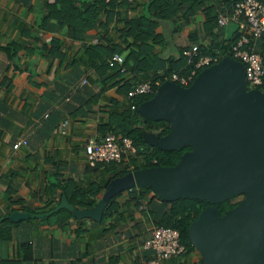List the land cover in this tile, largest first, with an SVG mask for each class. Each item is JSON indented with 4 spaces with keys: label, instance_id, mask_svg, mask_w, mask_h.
I'll use <instances>...</instances> for the list:
<instances>
[{
    "label": "crops",
    "instance_id": "0c3cea01",
    "mask_svg": "<svg viewBox=\"0 0 264 264\" xmlns=\"http://www.w3.org/2000/svg\"><path fill=\"white\" fill-rule=\"evenodd\" d=\"M212 1L218 11H228L222 0ZM93 2L0 0V227L9 234L0 238L2 264H131L135 259L145 264L149 256L141 242L153 217L147 209H134L126 188L117 192L116 210L103 220L71 213L60 223L48 216L63 189L106 180L103 163H85L83 143L106 132L110 112L126 106L121 84L130 86L145 77L128 67L120 72L94 63L115 50L123 64L131 65L127 54L136 46L127 24L148 0H113L97 9L91 8ZM185 6L183 2L180 8ZM155 31L161 37L146 43L165 68L179 49L193 43L225 45L235 24L229 20L213 27V36L206 35L196 8L187 19H157ZM82 77L85 81L79 83ZM63 118L67 123L60 133ZM20 137L25 143L12 148ZM151 195V189L145 192L159 201ZM12 211L41 215L11 220ZM140 222L148 232L142 239ZM19 244L29 246V258L22 257Z\"/></svg>",
    "mask_w": 264,
    "mask_h": 264
},
{
    "label": "water",
    "instance_id": "95a60500",
    "mask_svg": "<svg viewBox=\"0 0 264 264\" xmlns=\"http://www.w3.org/2000/svg\"><path fill=\"white\" fill-rule=\"evenodd\" d=\"M137 111L147 119L170 120L163 135L143 133L162 149L191 147L171 166L128 170L109 179L94 205L77 208L64 195L52 208L75 217L99 220L115 193L147 185L164 199L192 196L215 201L243 192L241 200L219 215L203 208L188 226L189 240L201 264H264V95L243 88L242 64L222 56L199 70L188 85L162 80ZM38 216L12 211L11 220Z\"/></svg>",
    "mask_w": 264,
    "mask_h": 264
},
{
    "label": "trees",
    "instance_id": "16d2710c",
    "mask_svg": "<svg viewBox=\"0 0 264 264\" xmlns=\"http://www.w3.org/2000/svg\"><path fill=\"white\" fill-rule=\"evenodd\" d=\"M111 1L109 2L108 0V2H105L104 0H94L93 3L95 4L92 3L91 8H101L104 4H110ZM222 1V4H224L229 11L231 9L233 1L235 0ZM183 2L186 3V6L182 9L180 8V5ZM196 8H200L203 16L204 33H206V35L213 36V27H217L215 18L218 7L212 0H148L145 5L144 11L136 18L128 21V27L126 28V31L132 36L136 49H132L127 54V56L131 59V65L127 66V64L125 65L122 62V66L124 67V69L128 67L130 71L144 72L145 77L143 79L146 78L152 82V90L151 92L136 94L131 98V101H133V103L135 104V108L132 110V112L129 111L128 103H126V106H123L117 111H111L106 122H104V128L116 135H122L130 138L131 143L135 147V153L127 156V162H123V160L121 159L119 162L109 161L103 163V171L108 172L107 178L103 182L99 184L89 182L84 188L75 187L68 192L67 190L63 189V194L68 203L77 205L80 208H88L94 205L101 189L109 179L115 176H119L128 170L136 168H144L156 165L171 166L177 162L179 157L184 152L191 150V147L188 144H184L171 149H162L157 147L156 145H151L148 142H145L142 136L144 132L163 135L169 129L170 120L166 118L154 120L144 118L137 111L136 106L140 101L145 100L152 95L155 87L157 86L153 83L154 79H159L161 81L162 77L167 76L169 72H185L191 66V64H187L185 62V58L181 54V50L179 49L177 51V57L173 56L172 58H170L168 65L165 68L162 67V59L159 58L158 54L152 52L150 46L148 45V43H146L148 39L150 41H154L156 37H161V34L155 31L157 19L170 18L175 19V21L176 18L179 17L187 19ZM235 36L236 30L234 31L233 36H231V38L226 41L225 45L220 41H210L208 44H197L198 48L196 51V55L192 56V61H194L199 54H213L215 52L214 50H217V53L221 54L222 56L232 57L228 47L229 44L234 41ZM256 45L258 47L264 48V32L260 34ZM93 47L94 46H91V48ZM110 50H112V48ZM111 52L107 53L103 60L100 59L99 63H94V66H101L102 68L104 66L113 67L107 65V58L109 57ZM205 66L207 65H203L197 68L196 73ZM114 67L116 68V66ZM116 70L119 71L118 68H116ZM159 71H161V73H158ZM189 82L187 84L180 85L186 86L189 84ZM121 85L123 86V89L126 93L130 86H126L128 84L124 82ZM257 88L261 90L264 95V73L262 76L261 84ZM123 156L124 154H122V157ZM69 182L71 181L69 180ZM135 188V186L126 188L129 193L128 198H132L133 200L134 209L138 207L139 202H144L146 205V209H148L147 203L150 202L152 198L146 197L145 192L150 188H148L147 185L138 187L137 191ZM241 193L242 196L237 200H233L232 197H225L215 201H211L205 198L192 196H176L171 199H164L157 195L155 192H152L151 196L157 198L163 205V209L160 210L156 217H153V223L156 225L175 228L178 233V241L183 246L182 252L175 254L162 264H201L202 255L198 250L197 251L199 256L195 259H192L190 255L192 251L196 249L189 240L188 226L190 222L203 208L209 205H212L216 209L218 214L222 215L226 210H228L241 200V198L243 197V192ZM116 194L117 193L113 194L108 199L106 205L102 209L99 220H103L106 216H109L116 210V202L114 201ZM148 214L151 215L150 213ZM48 216L53 217L56 221L61 223L64 222L69 216H72V214L69 210L62 207L50 212ZM7 237H9V234L6 229L0 227V238L6 239ZM19 246L20 248H22V257L24 259L29 258V246L27 244H25V246H23V244H19ZM147 258L148 257H146L145 260ZM4 262L5 261H0V264ZM131 264L144 263L135 259Z\"/></svg>",
    "mask_w": 264,
    "mask_h": 264
},
{
    "label": "built area",
    "instance_id": "2783aa9c",
    "mask_svg": "<svg viewBox=\"0 0 264 264\" xmlns=\"http://www.w3.org/2000/svg\"><path fill=\"white\" fill-rule=\"evenodd\" d=\"M215 20L216 26H221L229 20L234 22L236 36L228 47L232 55L231 58L242 64L244 90H259L257 87L261 84L264 73V48L258 47L256 42L260 34L264 32V1L235 0L228 12L217 11ZM197 48V44L193 43L189 47L181 49L185 62L191 64V66L185 72L171 71L167 76H163L162 80L170 79L179 85L187 84L195 76L197 68L216 62L222 57L221 54L215 51L213 54H199L192 61V56L196 55ZM107 65L116 66L120 72L125 70L122 66V56L117 51L111 52L107 58ZM84 81L85 78L82 77L79 83ZM161 81L154 79L153 83L157 85ZM151 83L149 79L145 78L134 81L130 85L125 93L130 112L135 108L131 98L139 93L151 92ZM66 123L67 118H63L59 122L58 132H64ZM22 143H25L24 137L15 140L12 143V148H16ZM82 150L85 163L88 166L109 161L119 162L121 159L123 162H127V156L135 153V147L130 138L116 135L110 131L104 132L98 138H87L83 143ZM122 154H124L123 157ZM137 209L145 211V203L139 202ZM141 246L150 249L145 264H162L170 257L183 251V246L178 241V233L175 228L154 223L150 224L149 235L143 239Z\"/></svg>",
    "mask_w": 264,
    "mask_h": 264
},
{
    "label": "rangeland",
    "instance_id": "374dc122",
    "mask_svg": "<svg viewBox=\"0 0 264 264\" xmlns=\"http://www.w3.org/2000/svg\"><path fill=\"white\" fill-rule=\"evenodd\" d=\"M135 187L137 188V187H140V186L135 185ZM148 188H150V187H148ZM151 191L153 192L152 189H151ZM117 195L119 196L120 193H118ZM241 196H242V193L240 191H237L236 193L232 194V199L233 200H237ZM147 207H148V209L146 210V212L150 213L152 217H156L157 214L162 209V204H161V202H159V201L155 200L154 198H152L150 200V202L147 203ZM141 227H143V223L140 222V223L137 224V229L139 231V234H138L139 236L138 237H140V239H142V237L148 235V232L147 231H144L143 229H141ZM127 231H128V229H126V228H124L122 230V232H124V233H126ZM142 251L148 253V252H150V249L144 248ZM190 255H191V258L192 259H195L196 257H198L199 254H198L197 249L193 250Z\"/></svg>",
    "mask_w": 264,
    "mask_h": 264
}]
</instances>
